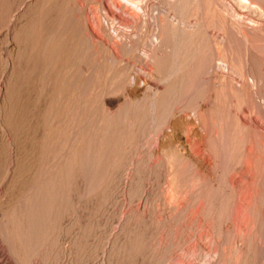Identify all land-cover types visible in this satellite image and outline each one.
Returning <instances> with one entry per match:
<instances>
[{"label":"bare ground","instance_id":"obj_1","mask_svg":"<svg viewBox=\"0 0 264 264\" xmlns=\"http://www.w3.org/2000/svg\"><path fill=\"white\" fill-rule=\"evenodd\" d=\"M235 1L242 5H237L238 7H244L248 12L254 11L255 17H246L248 22H242L245 14L241 12V8L237 10L233 5L236 10H233L232 14V10L227 12L226 16L223 11L226 8L222 10L220 7L224 5L216 4L217 8L222 10L223 17L225 16L223 18L218 15L224 19V22H221L224 35L221 34L219 39L217 36L214 38L215 35L212 37L210 33L208 21L211 18L208 15V21H204V17L203 20L195 17L194 22L191 20V15L197 16L202 7L205 8V3L200 1L98 0V6L91 7L97 31L100 32L98 35L99 32L97 34L90 29L91 25L86 19L88 17L80 0H0V240L16 264H35L41 251L46 257L53 254L58 257L62 255L63 258L66 256L78 262L79 257L82 258L83 242L88 235L82 227V210L87 207V203H96L102 193H107L113 172L118 167L117 151L121 150L118 148L138 142L142 134V139L144 138L143 130L142 134L140 132L141 117L148 112L149 118H146L150 119L155 129L161 131L164 120L169 121L172 116L169 112L171 110H163L165 98L173 96L180 88L181 82L185 84L184 95L189 98L188 93L195 90V84H198L196 80L206 67L204 63L209 60H212L213 66L231 65L234 66L231 67L233 70L239 72L240 70L235 69L236 64L241 67L243 63H247L245 56L239 54L238 50L236 53L239 38L246 42V50L250 54L247 56H253L255 53L259 58L257 60L264 62V0ZM205 12L203 11L202 16H206ZM233 17L237 18V21L242 18L239 22V32L231 27ZM215 23L217 24V20ZM237 26L235 28H238ZM79 27L86 29L80 30ZM219 29L217 30L220 31ZM235 38L237 44L234 43ZM212 45L218 49L217 53L213 52ZM245 46L243 43V48ZM210 48L213 50L209 52ZM253 61L255 65V60ZM202 63L201 68H198ZM187 67L189 70L185 71ZM245 68L247 72L243 70ZM254 68H251L252 71ZM241 69L243 71L238 73L240 79L248 83L250 79L253 81L255 70H248L247 65ZM205 72L208 73V69ZM149 80L156 84H151ZM141 85L151 94L145 93L142 99L134 98L132 93ZM114 96H120L122 102L119 100L120 103L117 104L108 99ZM190 101L192 102L191 98L187 100ZM234 104L236 106L235 102ZM250 104L255 105L251 102ZM141 108L147 112H141ZM189 110L191 112L193 109ZM192 112L198 119L201 117L195 111ZM185 115L187 116V113ZM203 117L202 115L201 119ZM220 117L218 119H221ZM195 119L196 117L194 121ZM191 120L193 121L191 118L188 121L192 122ZM189 127L191 126H188V129H191ZM219 137V140H222L221 136ZM226 139L225 141L228 140ZM240 139L242 140V137ZM249 147L246 148L249 153L246 152L248 158L245 156L241 179L249 175ZM102 187L104 192L100 191ZM68 233L71 236V245L64 243ZM123 235L120 247L125 251L126 241L128 243L130 237L126 232ZM115 243L116 240L109 248L108 257L115 252ZM69 264H72V261Z\"/></svg>","mask_w":264,"mask_h":264},{"label":"rangeland","instance_id":"obj_2","mask_svg":"<svg viewBox=\"0 0 264 264\" xmlns=\"http://www.w3.org/2000/svg\"><path fill=\"white\" fill-rule=\"evenodd\" d=\"M93 1L95 3L96 1L98 2V0ZM93 1L89 0L88 2V0H80V4L86 11V16L88 17L86 19H88V22L91 25L90 29L92 28V30L97 33L99 30L97 31L98 28L96 22H94L95 19L91 13V9L95 8L94 5L97 7L98 4H95ZM195 1H200V3H205L206 5L202 4L205 8L202 7V10L200 11L202 14H197L199 18L195 14L190 16L192 17L191 20L193 22L195 21V18L203 20L204 17V21H208L210 17L211 20L209 19V21H211V23L208 21V24L210 26L209 29L212 37L215 35L214 38L219 37L220 39V36L222 37L221 34L224 33L222 32L224 26L223 23H221L224 22L223 18H225V16L223 17L224 14L222 15L224 7L226 9L223 11L226 13V16H228L227 14L231 10L232 12L230 13L232 14L233 10H236V7L237 10H240L241 8V12L245 14L244 21H242V18L240 19L242 22L246 21V17H255L254 11L248 12V10H245L246 8L238 7L239 5H242L240 3L238 4L235 0V4L232 0H218L219 3H217V0H206L207 3L205 0H194V2ZM216 4H218V6L223 4L224 6H220L222 10L217 8L218 6ZM233 5L236 6H234L235 9H233ZM209 8L211 9L209 10ZM227 9L228 11H225ZM203 11H206L204 13L206 16H202ZM209 11H211L210 14ZM214 15L217 18L219 17L218 15H221L223 18L221 19L220 16L218 19H215ZM103 16L106 15L103 14ZM200 16H202V18H200ZM234 17L232 22L233 25L231 24V27H234L233 29L239 32V29L241 28L239 26L241 23H239L240 21H237V18L235 19ZM213 18L215 22L217 20V24L218 21H220L219 19H221L219 22L220 24L217 25L214 20L212 21ZM234 19L236 21H234ZM219 26H222L220 28L221 30L218 28ZM236 26L238 28H235ZM81 28L83 29V27ZM98 35H100V32ZM213 41L211 40V44H213ZM238 41L240 42L237 44L235 38L234 43L241 47L238 49L237 46L236 53L238 50L239 54L241 53L243 57L245 56L244 59L247 60L248 64L242 62L245 66L241 63V67H238L236 64L237 68L235 67V69H237V71L240 70L239 72H241V68H244L247 65V67H249L248 70L252 71L251 68L255 67L252 71L254 72L255 70L254 76H252L253 74L251 73L252 79L254 78L253 81L250 79L248 80V83L246 80L242 78L240 79V76L238 75L239 72H236V70L231 68L234 66L229 65L228 67L222 64L220 66L219 64L213 66V62L211 63L212 60H209L208 63L205 62L207 64L204 63L206 67L203 66L206 70L205 68L204 71L202 70L205 72L208 69L209 72L203 74L201 71L199 74L200 76H198L199 79L197 78L196 80L198 81V84H195L196 88L194 89L197 91L200 90L198 92L196 91L197 93L195 92L196 96L194 90L188 93L190 95L188 96L189 98L185 97V84L184 82H181V86H179L180 88H178L174 94L175 96L173 95L165 98L166 101L164 102L163 110H171L169 112L172 116L169 121L167 119L164 120L165 124L161 131L153 127V123L148 119V112L146 111V113L144 109L141 108L140 110H143L141 112L146 113V115L144 114V117H141L143 113L140 116L142 118V122H140V132L143 130V133L145 134L144 138L142 139L143 134L141 132L142 136L138 140L139 143L136 142L130 146L127 145L130 148L125 145L118 148V150L121 149L119 152L117 151V159L119 158V162L116 161V163L119 168L116 167V171L114 170L113 172V177L109 182L110 185L107 193L103 191V187L100 190L107 194L108 197L102 193L103 195L100 196L96 203H89V205L87 203V207L82 210V227L88 234L83 242L84 251L83 255L81 254L82 258L79 257L80 260L78 259L79 261L77 262V260L73 259L75 260L73 261L66 256L63 258L62 255L58 257L53 254L46 257L45 254L42 255L43 251H41V254L38 255L39 257H36L35 264H69L71 261L72 264H75V262H77V264H264V64H262L264 62L261 63L260 60H257L259 58L255 53L253 56H247L249 52L246 50V42H244V39L240 40V38ZM241 41H243L242 45ZM234 43H232V46L234 45V48H236ZM243 43L245 49L243 48ZM211 49L212 48H210L209 52L214 49L213 52L215 53V51L218 50L215 47L212 50ZM241 49L244 50L242 51ZM253 59L255 60V65ZM250 63L252 64L250 65ZM200 65H203V63L199 64L198 68H201ZM187 69L189 70V67L185 68V71H187ZM243 70L247 72L246 68ZM234 71L235 73H233ZM248 72L250 73V71ZM256 72H259L260 74L262 73L261 76ZM230 73H232V75ZM255 74L257 75L255 76ZM255 77L258 78L255 79ZM150 82L151 84H156L152 80ZM233 90L235 91L233 92ZM145 93L147 95L151 94L150 92L147 93L145 88L141 85L137 91L132 93V95L134 98L142 99L141 97H144ZM177 93L180 94L178 95ZM232 94H235L234 96L236 97ZM182 95L184 96L181 97ZM197 97L199 98L198 100ZM190 98L192 99V102H187ZM249 98L250 100L252 99V101H250ZM108 99L114 100L116 103L122 102L120 96L108 97ZM119 100L121 101L119 102ZM249 101L252 105H255L251 106ZM115 102L114 104H116ZM234 102L236 103V106ZM188 103H191V105H189L190 107L187 105ZM186 105L189 108H192V111H195L196 114L198 113L201 117L202 115L204 117L201 119V117L198 116L200 117L198 119L197 115H192L193 112H190L191 109L189 110ZM258 109L259 112H257ZM198 111L202 112V114ZM186 113L188 117L185 115ZM190 113L192 116L189 115ZM225 114H227V116ZM147 116L148 118H146ZM195 117L196 122L194 121ZM218 117L221 119H218ZM227 117L229 119H227ZM175 118L179 121H177V124ZM190 118L193 119V121L191 120L192 122H189ZM200 119L201 121H199ZM173 120H175V125L173 124ZM187 125L191 126L189 127L191 129H188ZM167 127L168 129H166ZM187 131L190 132L188 133ZM225 134L230 136L228 137ZM218 135L221 136L222 140H219L220 137ZM238 136L240 138L242 137V140ZM225 139L227 141H225ZM238 141L241 143H237ZM232 144H235L236 146H233ZM248 147L251 149L249 156V159L251 158L249 175L247 177L248 179H241V172L245 167V159L248 155L246 152L249 151L246 149ZM126 149H130L128 150L130 152ZM224 149L229 151H224ZM252 155L255 156L253 157ZM253 163L257 167L254 166ZM256 171L258 174H256ZM248 193L249 195H247ZM125 232L130 238H128V243L126 241V250L124 251L120 246L121 242H123V234H125ZM246 237L251 239L248 240ZM70 239L71 236L68 233L67 238L64 239V243L71 245L72 242ZM88 239L90 241H88ZM115 240V252H112L110 257H108L109 248ZM5 248V244L0 240L1 263L14 264L15 262L13 261V258L9 254L7 248L6 250Z\"/></svg>","mask_w":264,"mask_h":264}]
</instances>
